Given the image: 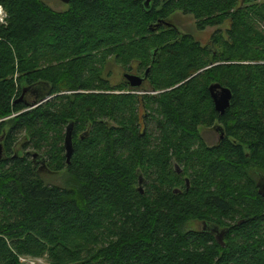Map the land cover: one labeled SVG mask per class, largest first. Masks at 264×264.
I'll use <instances>...</instances> for the list:
<instances>
[{
	"label": "trees",
	"instance_id": "trees-1",
	"mask_svg": "<svg viewBox=\"0 0 264 264\" xmlns=\"http://www.w3.org/2000/svg\"><path fill=\"white\" fill-rule=\"evenodd\" d=\"M145 3L72 0L57 12L41 0H0L8 16L0 26V264L45 253L52 264H264V197L255 180L264 174V1ZM181 11L200 30L229 27L209 45L177 27L155 28ZM113 57L150 69L147 84L104 78ZM215 83L233 92L224 115L209 91ZM119 89L161 93H104ZM215 119L225 139L193 175L197 125ZM32 150L46 159L47 174L67 171L66 186L45 183ZM226 178L231 193L215 184ZM194 220L230 228L225 245L187 229Z\"/></svg>",
	"mask_w": 264,
	"mask_h": 264
},
{
	"label": "rangeland",
	"instance_id": "rangeland-1",
	"mask_svg": "<svg viewBox=\"0 0 264 264\" xmlns=\"http://www.w3.org/2000/svg\"><path fill=\"white\" fill-rule=\"evenodd\" d=\"M45 5H47L48 7H50L52 10L57 11V12H66L67 10L70 9V3H65L61 0H41ZM264 0H253L254 3H261ZM7 12L5 11V9L0 5V26L6 25L7 24ZM168 21L172 22L173 24H175L177 26L178 31L181 33V35L184 34H189L192 35L197 41H199L201 44L203 45H209L212 42V36L215 32L217 31H222L225 32L226 29L229 27V22L225 23L224 25L221 26H209L204 30H200L197 27V21L194 18V16L190 15V14H185L184 12H176L175 14L172 15L171 19H169ZM165 27V26H164ZM133 62H131L132 64ZM129 64L127 67L119 64L115 58H110L106 64V67L104 68V74L103 77L106 78L107 80H109L110 82H112V84L116 85L121 83L122 81H124V74L131 72L129 71ZM136 64V63H133ZM49 67V63L46 62L45 64H43L42 66H40V69H46ZM135 72V71H133ZM92 92H98V91H92ZM131 93V94H135V95H142V94H155V95H159L161 93V91H144L139 90V91H121L116 90V91H105L104 93H116V94H121V93ZM42 103V102H40ZM40 103H37L36 105H33L31 108H34L36 106H38ZM29 108V109H31ZM218 128H222L223 131L225 129V124L221 121H219L218 119H215L214 122L212 124L209 123H202V124H198L197 125V131L199 134V137L196 136L193 137V175H195L196 170H198L199 172H201V167L199 166L198 162L202 159H211L214 155V152H211V148H215L216 145L220 144V135H219V131H217ZM147 129L149 131H153L152 132V139H151V143L152 145L157 144V134L156 133V128L154 126H148ZM225 133V131H224ZM154 134V135H153ZM226 135V133H225ZM22 137H26V135H22ZM26 140H28L27 138H25ZM220 141V142H219ZM22 142H24V139L21 140L20 145L18 146L19 149H21V145ZM201 143V144H200ZM202 145V146H201ZM37 151L32 150V152L30 151V153L35 154ZM32 154V157H33ZM6 157V152L5 149H3V158ZM33 160V158H32ZM40 167H42L43 165L41 163L38 164ZM262 166V165H261ZM179 168V167H178ZM180 169V168H179ZM209 170V168H207V171ZM203 172V171H202ZM264 173V172H263ZM202 174V173H201ZM207 174V173H206ZM204 176V174H202ZM264 175V174H262ZM43 178L44 181L47 185L49 186H53V185H59V186H66L68 180H69V176L66 170H61L58 173H50L48 172V174L45 172H43ZM237 180H239V178L235 177ZM187 179L189 180V186L191 184V179L189 177H187ZM229 178H226L225 181L222 180H216L215 184H220V182H223L222 184L224 185V182H226ZM256 182L258 181V177L255 178ZM187 182V180H186ZM193 182H194V178H193ZM146 185L143 187V189H146ZM137 188H139V180H138V184L136 185ZM222 192H230L229 191V187L228 185L221 190ZM204 194L205 191L202 190V192L200 194ZM231 193V192H230ZM202 194V195H203ZM202 226V223L200 221L194 220L191 221L187 224V229L190 230H200ZM232 238H235V234H232L231 236ZM228 240V239H226ZM51 258L49 256V253H45L42 256H32V255H26V256H21L19 258V264H52L51 262Z\"/></svg>",
	"mask_w": 264,
	"mask_h": 264
},
{
	"label": "water",
	"instance_id": "water-1",
	"mask_svg": "<svg viewBox=\"0 0 264 264\" xmlns=\"http://www.w3.org/2000/svg\"><path fill=\"white\" fill-rule=\"evenodd\" d=\"M65 3H70L72 0H61ZM146 8H150V0H146ZM164 23V20L162 22L158 23L157 26L155 27L156 29ZM167 23V22H165ZM150 72V69H147L145 72V76H137V75H131L129 73L124 74V78L126 82L132 87V88H138L140 87L145 78L148 77ZM209 91L211 94V97L213 99L214 105H215V110L219 112L220 114L224 115L225 112L227 111L228 108L231 106V101L233 99V92L230 88L224 87L219 83L212 84L209 87ZM74 123L72 122L68 128H67V135L65 138V149H66V157H67V163H70L71 158L74 154V143H73V132H74ZM3 145L0 144V163L3 160ZM34 163L37 165L41 163L43 166L40 168L41 171H48L47 170V162L46 159L41 156L38 153L34 154ZM178 168V167H177ZM179 173H181V170L178 168ZM145 184V178L142 174H139V189L143 193V185ZM187 185L189 187V180L187 179ZM258 190L260 195L264 197V175L261 176L260 181L257 184ZM246 220L240 221L239 225H242L245 223ZM204 227H207L210 233H213L216 235V239L219 244L225 245V236L229 233L230 228H221L215 224H209V223H204Z\"/></svg>",
	"mask_w": 264,
	"mask_h": 264
},
{
	"label": "flooded vegetation",
	"instance_id": "flooded-vegetation-1",
	"mask_svg": "<svg viewBox=\"0 0 264 264\" xmlns=\"http://www.w3.org/2000/svg\"><path fill=\"white\" fill-rule=\"evenodd\" d=\"M165 22H167V23H165ZM164 23H162V26H168V27H174V28H176L177 26L175 25V24H173L172 22H170V21H168V20H166ZM129 71H131V72H128L129 74H131V75H137V76H141V77H144L145 75V71L144 72H140V70H138V67H137V64H132L131 65V70H129ZM133 71H135V72H133ZM147 78L148 77H146L145 78V80H144V82H143V84L140 86V87H138V88H141L142 86H144V85H146L147 84ZM124 81H126L125 79H124ZM127 83V82H126ZM129 85V84H128ZM130 86V85H129ZM131 87V86H130ZM132 88V87H131ZM133 89H135V88H133ZM212 98V97H211ZM212 101H213V99H212ZM214 103V102H213ZM215 106V105H214ZM217 131H219V135H220V141L222 142L224 139H225V133H224V131H223V129L222 128H218L217 129ZM219 141V142H220ZM256 176L258 177V182L260 181V179H261V176H262V174L260 173V172H256ZM258 184V183H257ZM221 228H223V227H221ZM225 228H227V227H225ZM201 230H203V231H205V232H207L208 234H209V236H211L212 238H213V241H216V242H218L217 241V239H216V235L215 234H213V233H210L209 232V230L207 229V227H202L201 226ZM230 232V231H229ZM228 235V234H227ZM227 235L225 236V240H226V238H227Z\"/></svg>",
	"mask_w": 264,
	"mask_h": 264
}]
</instances>
